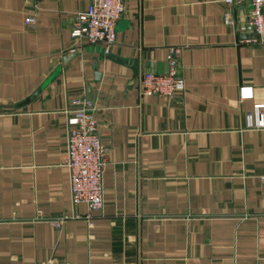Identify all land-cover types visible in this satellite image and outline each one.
Returning <instances> with one entry per match:
<instances>
[{
	"label": "crops",
	"instance_id": "crops-1",
	"mask_svg": "<svg viewBox=\"0 0 264 264\" xmlns=\"http://www.w3.org/2000/svg\"><path fill=\"white\" fill-rule=\"evenodd\" d=\"M88 1L0 0V264H264V128L248 124L264 113V45L242 42L249 5L125 0L104 54L69 34ZM170 47L184 91L141 94ZM83 92L108 146L90 220L61 165Z\"/></svg>",
	"mask_w": 264,
	"mask_h": 264
},
{
	"label": "built area",
	"instance_id": "built-area-1",
	"mask_svg": "<svg viewBox=\"0 0 264 264\" xmlns=\"http://www.w3.org/2000/svg\"><path fill=\"white\" fill-rule=\"evenodd\" d=\"M226 6L249 5L248 24L254 37L242 42L264 45V0H223ZM125 14V0H89L87 7L72 16L69 34L73 41L99 45L104 54H109L116 42V25ZM228 22V19L226 18ZM35 22L33 16L25 18V25ZM246 31V27H240ZM182 48L168 49V72H144L138 80V90L144 95L173 98L184 91L183 78L178 74ZM73 109L66 121V149L61 165L68 169L71 202L74 206L85 205L91 219V212L99 211L104 205L103 175L107 164L108 146L104 133L95 117V107L91 98L83 92L72 101ZM256 121H249L250 127L264 128V113L256 109ZM264 182V175L261 177ZM73 218H80L74 215ZM70 217L59 215L45 217L38 213L34 221L46 222L56 229H62Z\"/></svg>",
	"mask_w": 264,
	"mask_h": 264
}]
</instances>
